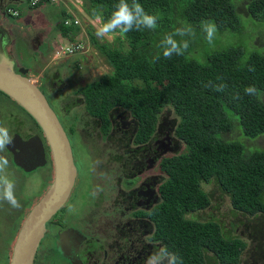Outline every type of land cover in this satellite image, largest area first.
<instances>
[{
	"label": "trees",
	"instance_id": "1",
	"mask_svg": "<svg viewBox=\"0 0 264 264\" xmlns=\"http://www.w3.org/2000/svg\"><path fill=\"white\" fill-rule=\"evenodd\" d=\"M50 1L40 0L31 6L27 0L32 8ZM88 1L92 7L101 8L106 18L116 3ZM138 2L158 17L157 27L125 34L128 50L113 43H97L114 73L84 86L81 92L88 98L89 110H101L99 104L113 105L114 101L128 106L139 122L137 135L153 131L160 113L165 108L173 109L175 118H168L170 127L185 149L165 160L168 177L161 186L165 200L164 210L156 219L158 233L183 264H206V252L215 255L218 264H245L247 259L241 263L247 256L245 238L226 236L217 220H196L187 214L209 205L203 182L217 181L229 194L233 208L247 214L248 220H252L250 216H264V148L257 145L249 150L239 137L244 134L245 138L256 139L264 135V100L243 92L245 86L254 84L264 95V47L253 45L248 56L245 48L235 45L204 53L199 30L202 20H212L219 32L243 31V16L262 24L264 0ZM242 5L246 14L240 12ZM64 12L63 41L79 42L80 26L66 24L65 20L73 16L66 9ZM188 26L194 35L176 37L188 40V49L181 56L164 58L158 47L162 38ZM203 54L205 58L199 59ZM209 81L223 82L227 88L217 92L205 86ZM236 92L241 99L233 100ZM251 142L248 146L255 147Z\"/></svg>",
	"mask_w": 264,
	"mask_h": 264
},
{
	"label": "flooded vegetation",
	"instance_id": "2",
	"mask_svg": "<svg viewBox=\"0 0 264 264\" xmlns=\"http://www.w3.org/2000/svg\"><path fill=\"white\" fill-rule=\"evenodd\" d=\"M34 9L27 0H0L4 48L16 71L25 67L26 58L34 59L32 51L40 50L41 43L34 45L33 39L29 38L31 26L24 22V12ZM84 50L83 47L78 53ZM102 77L106 76L88 84ZM59 80L49 87L34 81L46 94L70 138L78 175L68 201L47 222L34 264H143L154 246L168 247L158 233L156 219L159 211L164 210L161 186L168 177L165 160L178 146L170 121L163 110L153 131L137 135L139 122L128 106L114 101L113 105L99 104L101 110H89L88 98L80 90L79 94L68 96L67 101L59 102L55 95V90L61 88ZM17 105L24 110L27 120L13 113L7 114L13 120L6 126L13 140L2 153L9 160L8 174L15 182V195L21 204L20 208H12L6 201H0V237H4L1 235L5 231L4 245L0 243L3 254L0 262L7 264H10L13 246L27 215L44 196L55 174L50 145L42 128L19 103ZM103 109L105 117L102 116ZM35 136L44 147V164L40 163L38 149L36 151L39 139ZM81 162L84 167L79 166ZM81 183L92 197V201L84 202V206L79 204L84 201L85 192L75 193ZM204 190L209 194L211 205V191ZM60 211L62 214L57 216ZM7 215L11 219L9 226L3 221ZM251 246L247 243L246 253ZM209 254L212 253H205L206 256Z\"/></svg>",
	"mask_w": 264,
	"mask_h": 264
},
{
	"label": "rangeland",
	"instance_id": "3",
	"mask_svg": "<svg viewBox=\"0 0 264 264\" xmlns=\"http://www.w3.org/2000/svg\"><path fill=\"white\" fill-rule=\"evenodd\" d=\"M65 9L72 14L73 17H71V19H78V24L80 26L78 40L84 45L85 49L83 52H77L70 57L59 50L61 45L64 46L68 44L66 40L63 41L64 39L61 34V22L65 16H63ZM240 12L246 14V8L244 5L240 7ZM24 13V22L28 26H31L30 29L32 30V36L29 38H31V40L33 39L34 45H38L39 42L41 45L39 46L40 50L32 51L33 55L31 57L32 59L34 58L33 60L30 61L31 58H26L24 60V66L28 69L20 67L19 70L26 75H30V77L38 83L41 84L42 82L48 85V87L51 83L60 78L58 81L61 87L58 88V90L60 89V92L55 90V95L59 102L67 101L68 96L79 94V90L81 91L85 85L94 79L100 78L103 75L107 76L113 72V66L108 63L109 60L106 59L105 54L97 46V43H108L109 45L113 43V45L115 44L122 47L123 50H128L130 48L125 34L121 35L117 32L113 34L111 40L101 39L96 35V28L99 26L102 19L106 20L107 18L104 16V12L101 8L98 9V7H92L88 0H51L34 10H26ZM242 23L243 31H217L212 44L207 42L205 34L200 27V49L204 50L205 53L210 49L221 50L234 45L242 46L245 48V56H248L253 50V45L256 44L259 47H264V23L261 24L248 16L242 17ZM26 24L23 26H26ZM24 32L27 34V29H24ZM37 36H39V38H36ZM198 58L203 60L205 54L198 56ZM61 83H64V86H62ZM43 88L46 87L43 85ZM51 99L54 102L52 97ZM63 105H65V103H63ZM164 111L168 118H175L173 109L165 108ZM0 112V124H3L4 126H10L11 122H13L12 119L7 117L8 113L16 114L21 119L27 120V115H25L24 110L17 105V103L5 97L1 92ZM240 131L242 133V128H240ZM173 135L175 136L174 131ZM243 135L239 136L241 137L240 140L246 144V147L249 150L255 149L257 145L264 148V135H261L256 139L245 138ZM177 141V150L172 149V151L184 150V143H181L179 139ZM248 141H253L251 142V145L256 146H248ZM176 151L169 152V156ZM79 166L84 167V163L81 162V165L79 164ZM81 176L84 178V175ZM203 185L207 191H211L210 195L212 198V204L189 216L196 220H217L222 225L226 236L232 237L234 235H240L245 238L248 243H251L252 246L246 253L247 256L241 259V263L247 259L248 261L245 264H264V216H257L255 218L250 216L252 220H248L249 217L247 214L233 208L229 194L220 187L217 181H211L209 183H204ZM84 187V183H81L75 190V193L79 194L80 192H85ZM95 191H97L96 188ZM87 193L88 191L83 193L84 201L81 202L79 206H84V202L89 203L92 201L91 194ZM60 214H62V211H60L57 216ZM3 221L9 226L11 219L7 215L6 219ZM53 221L54 219L52 222ZM247 222H249V224H247ZM1 236L5 237L4 230ZM4 237H0L1 245H4ZM6 246H10V244H6ZM2 255L3 254L0 250V260L2 259ZM205 258L206 264H218L215 255L209 254L205 256ZM0 264L7 263L6 261H2Z\"/></svg>",
	"mask_w": 264,
	"mask_h": 264
},
{
	"label": "water",
	"instance_id": "4",
	"mask_svg": "<svg viewBox=\"0 0 264 264\" xmlns=\"http://www.w3.org/2000/svg\"><path fill=\"white\" fill-rule=\"evenodd\" d=\"M4 31L0 29V90L19 103L42 128L53 156L54 179L27 215L13 246L10 264H34L40 240L47 230V222L68 201L75 186L78 168L70 138L55 109L40 86L21 70L4 48ZM38 141L41 164L46 162L42 141Z\"/></svg>",
	"mask_w": 264,
	"mask_h": 264
},
{
	"label": "clouds",
	"instance_id": "5",
	"mask_svg": "<svg viewBox=\"0 0 264 264\" xmlns=\"http://www.w3.org/2000/svg\"><path fill=\"white\" fill-rule=\"evenodd\" d=\"M35 3V0H33ZM158 17L146 12L138 0H116L111 15L101 21L96 28V35L101 39L111 40L113 34L119 32L124 35L132 30L140 31L143 29H155L157 27ZM200 27L205 34V39L209 44L213 43L217 32V25L212 20H202ZM194 35L193 29L188 27L176 28L174 32L166 34L158 45L164 58L181 56L188 49L189 43L186 39H176V37H185ZM159 59V56H157ZM254 70V69H250ZM222 81V78L218 77ZM206 87H212L217 92H224L227 85L223 82L213 84L211 81ZM243 92L249 97H255L257 100H264V95L253 84L244 87ZM233 100L241 99L240 93L233 95ZM13 138L9 129L0 124V201H6L12 208H20L21 204L15 195V182L8 174L9 160L2 153L12 142ZM72 208L70 206L69 211ZM143 264H183L182 258L175 252L170 251L164 245L154 246L153 251L143 260Z\"/></svg>",
	"mask_w": 264,
	"mask_h": 264
},
{
	"label": "built area",
	"instance_id": "6",
	"mask_svg": "<svg viewBox=\"0 0 264 264\" xmlns=\"http://www.w3.org/2000/svg\"><path fill=\"white\" fill-rule=\"evenodd\" d=\"M39 1L40 0H35V3H34L33 0H29V4L31 6H34ZM11 12L16 13L13 10H11ZM65 22H66V24H72V23L78 24L79 23L78 19H76V18L75 19L69 18V19L65 20ZM67 42H68L67 45H64V46L61 45L60 49H59L60 51H62L64 54H67V55H73V54L81 51L84 47V45L81 42H74V41H67Z\"/></svg>",
	"mask_w": 264,
	"mask_h": 264
}]
</instances>
